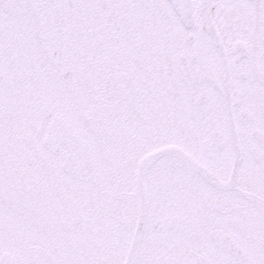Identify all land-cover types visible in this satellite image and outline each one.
<instances>
[{
    "label": "snow or ice",
    "instance_id": "6c2138e0",
    "mask_svg": "<svg viewBox=\"0 0 264 264\" xmlns=\"http://www.w3.org/2000/svg\"><path fill=\"white\" fill-rule=\"evenodd\" d=\"M0 264H264V0H0Z\"/></svg>",
    "mask_w": 264,
    "mask_h": 264
}]
</instances>
